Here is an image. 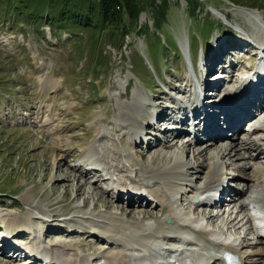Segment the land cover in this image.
Returning <instances> with one entry per match:
<instances>
[{"label": "rangeland", "instance_id": "obj_1", "mask_svg": "<svg viewBox=\"0 0 264 264\" xmlns=\"http://www.w3.org/2000/svg\"><path fill=\"white\" fill-rule=\"evenodd\" d=\"M166 1L168 18L161 28L153 25L152 8L148 5L137 20L139 33L136 29L129 37L105 41L99 30L80 26L63 29L68 22L57 18L62 8H54L48 0H0V264H50L43 259H40L43 263L35 261L26 247L30 244L36 245L40 254H48L51 263L60 258V261L77 264L79 257L78 262L85 258L96 261L86 264H102L100 259L110 245L106 241L99 243L102 237L96 241L93 234L101 235L98 233L101 227L110 221L124 223L127 217L116 214L113 209L104 211L101 205L95 207V198L102 196L121 210L139 208L134 201L127 206L122 199L126 197L116 202L112 181L106 179L105 184L98 180L96 175H100V170L103 168L116 180H125L127 185L136 188L141 182L139 177L156 169L171 152L181 155V162L192 161L190 153H181V144L189 136L172 139V131L168 138L169 118L163 121L154 114L175 115L169 101L182 102L185 95L177 92V89L183 91L184 82L190 79L181 50L184 54L188 52L193 63L197 62V56L201 61L200 64L198 61V79L202 80V86L220 87L218 79L227 77L226 69H237L235 73L239 75L250 64L261 63L264 51L258 52L251 45L243 46L237 36L248 33L264 40V0ZM155 3L161 9L164 1L155 0ZM194 6L196 18L189 15ZM250 13L260 16V20L249 19L246 15ZM207 21L212 26L208 38L201 29L202 22ZM193 37L198 46L196 53L192 52L189 42ZM157 40L162 45L160 49L154 45ZM193 54L195 57L191 56ZM232 85L225 83L223 88H232ZM209 90L211 93L212 89ZM159 104L169 105L170 110L157 107ZM154 123L160 126L158 131L154 130ZM190 124L188 121L185 127L188 134ZM145 126L154 128L153 133L142 136L138 130L144 131ZM54 127L59 131L57 134L53 133ZM244 133L238 132L237 142L245 140ZM78 139L83 142L76 149L80 158H67L66 165L56 168L58 150L66 149ZM192 143L191 146L186 144L190 150L204 149L206 145ZM214 146L212 152L217 151ZM104 153L115 155L104 158ZM152 160L157 165H152ZM262 161L260 157L247 162L260 164ZM233 162L236 166L230 164L227 174L234 172L232 169L238 165L243 166L241 161ZM133 163L134 168H129ZM210 163L209 159L205 162ZM205 170L199 173V179L195 176L187 179L200 186ZM70 172L88 177L85 194L75 197L76 180H71L70 188L63 182ZM238 174L241 173L236 171L234 179H240ZM232 187L249 188L245 183L242 186L239 180ZM151 204L141 206L159 217V208ZM231 206L223 204L212 210L199 208L194 213H218V219L209 221L207 227L236 239L239 236L240 242L247 246L243 250L254 251L253 246L250 251L247 249L256 242L247 227L227 225L234 216ZM181 208L193 213L188 204ZM115 215L118 220L113 218ZM140 217L132 223L135 225ZM153 220L143 223L150 225ZM167 220L165 223L170 224L171 220ZM31 228L34 234L26 232Z\"/></svg>", "mask_w": 264, "mask_h": 264}, {"label": "bare ground", "instance_id": "obj_2", "mask_svg": "<svg viewBox=\"0 0 264 264\" xmlns=\"http://www.w3.org/2000/svg\"><path fill=\"white\" fill-rule=\"evenodd\" d=\"M246 16L249 19L256 21L260 20V16L252 13ZM237 38L241 40L242 44H244L243 46L251 45L253 46V49L258 52L264 51V40H262L260 36L258 37L254 34L243 33L242 35L239 34ZM195 55L196 54H193L191 56L195 57ZM260 60H262V63L264 60V54L260 57ZM261 63H259L257 67L259 70L264 71V66H262ZM252 65L250 64V66L245 67L244 70H253ZM199 68L200 67H198L197 70L193 67L188 68L190 73L188 76L190 79L183 84V91L187 90L190 92V95L187 96V100L184 102H176V100L169 101V104L172 106L170 109L173 110L172 113L175 115H170L169 113L168 115L166 113L163 115L154 112L155 116L159 115V119L161 118L163 121L169 118L167 120L168 123L166 124V132L170 133L168 136V138H170L173 131L174 135L172 136V139L190 136V133L188 134V128H185L188 127V121H191L192 119L194 124H199V119L202 118L203 114L207 113V121L204 126L199 128L198 124L194 125L195 131L200 133L201 136L193 137L191 140H187L181 144L183 145L181 153H190L189 155H191L193 163L192 161L188 163L181 162V155L171 152L168 157L166 156V158L161 160V165L158 164L159 166L156 169L148 170L145 172V176L139 177V180L141 181L139 187H141H136L139 189H136L129 184L128 186L126 184L127 181L125 180L123 181L124 183L118 180L113 181L111 186L113 190L116 189L118 193L116 195L114 193L116 198L115 201L118 202L121 197H126L122 199L126 200L127 206L134 201L133 203H135L139 209L133 208L129 210H121L118 205L115 206L112 201L105 199L102 196L95 198V207L101 205L104 211H110L113 209L118 212H116V214H124L127 217V220L124 223L110 221V223L101 227L98 231L101 235L93 234V236L96 237V241L99 239L98 237H102L103 241L98 240L99 243L106 241L110 245V249L100 259L103 260L102 264H186L187 261L190 264H226L223 258L224 254L234 256L237 264H264V248L261 247L262 244L264 245V238L258 237L254 243L255 246L248 245V251L251 250L250 248L252 246V250H254L248 253L245 249L243 250V248H246L247 246L242 243L243 241L240 242L239 236L238 239H236L233 238L232 235L216 233L207 227L209 221L215 218L218 219V213L214 215H209L210 213L208 215L204 213L197 215L194 213L199 208L202 210H212L223 204L232 205L230 207L231 209H229L234 212V216L232 214L233 218L227 222V225L234 224L239 226V228L247 227L248 231L253 233L254 236H257V233L254 230V223L252 222L251 214H264V203L252 199L251 195L257 193L264 198V136L259 134L264 133V88L259 87V85H244L245 87L249 86V88L244 87L239 94L234 90V85H232V88H223V84L225 83L237 84L240 81L239 76L235 73L237 72V69L236 71H233L232 69L226 68H224V70L226 69L228 72L227 77L218 79L221 82L220 87L215 85L216 88L214 89V85L202 86V80L198 79V76H200ZM193 70L196 71V74ZM201 70L203 71V68ZM208 83L211 82H207V84ZM254 86L256 87L254 88ZM209 88L212 89L211 93L209 92ZM172 91L176 90L172 89ZM183 91L177 89V92L179 93H182ZM208 93L212 96H209ZM197 99H200L199 103L194 104ZM173 104L176 106L174 107ZM160 106L161 104L157 105V107ZM157 107L155 106V108ZM162 107L163 106H161V108ZM167 107H169V105H164L163 108ZM170 109H168V111ZM211 109H214L213 113L210 112ZM178 114H181V116H178ZM221 117H223V127L220 125ZM121 118L125 119L127 116L121 115ZM151 118H153V115ZM154 124L156 125V129L152 128L155 131H158L160 126L156 123ZM244 125H247L250 131L245 132L246 138L244 141L237 142L236 137L238 136V132H244ZM150 129L149 126H145L144 131H138L142 136H148V134L153 133V129ZM58 132L57 127H54L53 133L57 134ZM64 132H67V130ZM166 132H163L162 134L164 135ZM160 136L162 135L160 134ZM138 138H140V136ZM160 141L163 144V140L160 139ZM192 141L194 143L198 142L196 145L205 143V148L201 149L194 147L193 150H190L188 148L189 145L187 146L186 144H190L191 146L193 144ZM74 142L69 143V147L66 149L58 150L59 156L55 162L57 165L56 168L66 165L67 158L74 160L80 158V154L76 149L77 147H80L83 142L79 139ZM149 145L147 143L148 147H146L150 148ZM212 145L217 147V149L213 148L217 151L212 152ZM113 155L104 153L103 157L113 158ZM207 156L211 157L207 158ZM202 157H204L203 160L199 159ZM260 157L263 158V161L260 164L247 162ZM207 159L212 163L206 165L205 162ZM233 160L241 161L243 166L240 167V165H238L236 169H232L235 173L232 172L227 175L230 179L229 182L231 185L223 187V179L226 175L225 171H229V166L231 165L232 167L233 165L236 166V163H234ZM245 161L246 164L252 167L244 164ZM134 165L135 164L133 163L129 168H134ZM152 165H157L156 161L152 160ZM256 165L260 167H255ZM178 167H180V171L178 170ZM92 168L93 167L90 165V169ZM90 169L87 170L91 171ZM183 169L185 170V173ZM202 169H206L201 178L203 183L198 186L195 181L196 186L187 178H193V176H195L199 179V173L201 172L202 174ZM235 170L237 173H241L238 174L240 179H234L235 177L237 178V176H235ZM88 171L85 173L88 174ZM93 171H95V169H93ZM246 171L247 174L245 173ZM100 172V175H96L98 180H102L101 182L105 184L108 183L107 180L110 181V179L106 176L109 175V171L102 168ZM242 177L244 180H242ZM72 179L77 181L75 197L85 194L86 186L89 185L88 177L85 174L75 176L73 172H70L66 175L63 182L66 185H69ZM236 180H239L242 186H244L245 183V187L249 186V188H246L247 190L233 188L232 186ZM107 186H109V184H107ZM248 190L250 191L248 192ZM54 191L55 190H53V192ZM183 191L185 193H183ZM218 192L219 200L215 198L218 195ZM143 193L147 195L148 198L145 197ZM178 196H180L179 200ZM202 196H205L206 202H201L194 206L192 200L198 198V201L200 202ZM247 197H249L248 200H251L248 201ZM143 203L145 206L152 203L151 206H153V208L158 207L160 213L159 217L156 213L154 214V212L144 210L141 206ZM252 203L256 204L258 208L260 207L262 211L258 208H251L250 206ZM57 204L58 203H54V205ZM184 204L191 206L193 213L185 212L181 208V205ZM136 217H140V219L139 222L134 225L132 220H135ZM113 218L117 219V215L113 216ZM148 219H154L152 224L146 225L143 223L144 220ZM167 219L171 220L170 224L165 223ZM31 231L32 228L28 229L26 232ZM42 236L47 239L44 234H42ZM216 237L228 242L223 243L217 241ZM181 245L186 246L187 249L180 251L179 249ZM26 247H28L29 252L33 255L32 258L35 261L37 259H43L52 264L51 260H48L49 255L46 253L40 254L41 252L37 251L36 245L30 244ZM26 256L28 258L31 257L28 255ZM78 260L77 264L96 262L95 260L93 261L92 259L88 260L85 258H82L79 262ZM58 263L72 264L70 261H60V258H58Z\"/></svg>", "mask_w": 264, "mask_h": 264}, {"label": "trees", "instance_id": "obj_3", "mask_svg": "<svg viewBox=\"0 0 264 264\" xmlns=\"http://www.w3.org/2000/svg\"><path fill=\"white\" fill-rule=\"evenodd\" d=\"M163 1L160 9L155 0H48L54 8L58 6L62 8L57 18L68 22V25L62 27L63 29L80 26L89 28L91 31L99 30L100 33H103L105 41L129 37L136 31L138 17L140 13L147 11L148 5L152 8L153 25L158 29L161 28L168 18L167 1ZM227 1L234 3L235 0ZM195 7L189 13L190 17L196 18ZM201 29L207 37L212 26L208 21L202 22ZM50 30L54 32L52 28ZM136 32L139 33V30ZM189 42L195 53L198 48L196 37L190 38ZM154 45L159 49L162 47L159 40L155 41ZM178 55H180L179 49Z\"/></svg>", "mask_w": 264, "mask_h": 264}]
</instances>
